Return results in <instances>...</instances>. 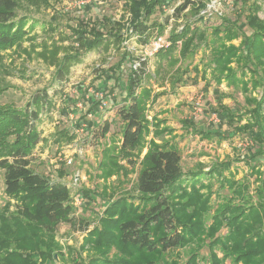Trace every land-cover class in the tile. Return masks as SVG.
Wrapping results in <instances>:
<instances>
[{"label": "rangeland", "instance_id": "rangeland-1", "mask_svg": "<svg viewBox=\"0 0 264 264\" xmlns=\"http://www.w3.org/2000/svg\"><path fill=\"white\" fill-rule=\"evenodd\" d=\"M16 1L18 8L15 10L14 19L25 16L29 18V22L25 25V37L12 48L0 51V89H4L0 94V106L24 107L33 96L46 92L49 105L39 110V122L36 124L39 142L29 155L30 168L51 181L66 185L70 192L71 213L74 217L73 225L61 223L52 233L54 245L49 251L45 250L51 256L45 259L42 256L35 257L33 261L36 264H96L104 261V258H125L113 247L104 252V249L96 248L87 240L89 234L99 227L108 204L127 198L135 203L141 200L134 182L146 150L143 149L139 155L136 153L132 157L134 165L126 164V158L119 151L123 126L117 117V109L124 104L126 98L125 82L131 63L136 61L137 64L136 58H146L148 73L152 74L155 68V54L143 57L145 46L137 42L132 30L136 20L143 19L144 6L148 4L155 9L145 19L148 43L158 34L167 35L171 30L177 33L186 28L192 30L185 37L186 41L177 43L173 55L176 61L164 67L161 79L156 83L148 76L143 79L156 92L165 91L147 109L148 120L155 115L162 122L161 127L167 129L162 138L156 137L155 140L160 143L162 139L179 150L182 169L186 172L200 169L207 173L223 169L220 176L215 173L205 176L203 181L200 193L207 197V203L206 210L201 211V225L192 227L191 230L178 226V231L183 232L187 241L178 248L159 253L156 258L150 257L149 262L215 264L217 261L218 264H242L235 263L236 255L225 254L224 242L230 228L226 219L231 215L229 208L232 206L245 207L244 215H247L248 207L257 205L258 198L254 192L257 176L251 167L259 166L261 171L262 166L256 159L249 165L245 163L246 160H240L245 155L252 154L253 143L242 133H234L232 128L221 131L222 118L224 111L236 115L244 112L241 114L244 119L240 123L244 125L249 119L250 108L255 105L247 106L246 98L251 97V101L256 103L261 99L264 88L256 87L251 90L249 72L238 82V88L227 85V78L217 79L222 65L220 53L230 46L239 49L240 53L246 50L243 36L235 32L231 36H225L220 23L225 18L237 21L238 25L243 26L244 16L247 14L255 15L263 23L264 0H246L245 5L241 0H206L204 8L191 5L180 13L179 19L166 17H171L175 8L182 5L184 0H165L162 6H155L156 0ZM77 18L100 22L105 28L102 35L106 39L104 45H108L106 50L98 46L91 50L78 48L70 36L74 33L71 27L76 25ZM32 22L35 26L30 31L29 25ZM201 22H206L201 30H193ZM216 29L221 30L215 33ZM89 30L90 28L88 33ZM161 30L162 33H159ZM244 30L249 31L246 26ZM114 34L119 35V42L114 40ZM226 38L228 40L224 41ZM188 39L191 42L186 43ZM221 43L224 44L223 47L219 46ZM43 44L49 50L40 55ZM33 45L34 51L31 50ZM53 46L60 49L51 60L49 51ZM74 50L82 52L78 61L72 62L66 78L52 81V73L61 64L62 57ZM124 53L129 54L132 60H125L120 71L116 74L111 71L109 74L112 76H108L106 73L109 68L115 67ZM235 58H231L230 62L233 63L230 67L237 70ZM237 63L240 65L241 62ZM184 69H187L194 82L190 79L185 86H176L170 92L167 83L169 76L175 78ZM119 75L118 81L111 79ZM185 77L184 75V79ZM160 81L165 82L163 88L158 87ZM241 84L246 85L249 90L247 93L242 91ZM181 87L188 89L180 90ZM252 119L254 121L253 117ZM105 125H108V132L102 136ZM198 129L208 134L200 131V135ZM63 130L66 131V136L62 135ZM64 137L73 139L69 141L63 139ZM150 138L151 133L147 139ZM111 155L113 159L117 157L115 160L123 169L104 174L106 170L102 168L103 163H110ZM3 177L4 171L0 168V219H9L16 216L17 207L21 203L5 193ZM225 178L234 182L243 181L248 189L242 192L241 197H236L233 189L226 183L220 189ZM172 199L181 201L176 196ZM217 221L220 224L217 225ZM259 230L264 233V228L259 227ZM251 233L252 231L248 232L246 236ZM40 234L36 241L46 242L47 236L43 232ZM230 242L232 246L233 242ZM230 242L227 244L230 245ZM27 253H33L34 256L35 251ZM52 255L56 257L55 260ZM131 258L135 259L133 256Z\"/></svg>", "mask_w": 264, "mask_h": 264}, {"label": "trees", "instance_id": "trees-1", "mask_svg": "<svg viewBox=\"0 0 264 264\" xmlns=\"http://www.w3.org/2000/svg\"><path fill=\"white\" fill-rule=\"evenodd\" d=\"M205 1L184 0L182 5L175 8L171 17L166 18L179 19L180 13L187 7L198 5L204 8ZM241 1L245 5L246 0ZM154 2L155 6H162L165 0ZM17 8L16 0H0V51L12 48L27 33L25 25L29 22V18L23 16L15 20L14 14ZM154 10L153 5L145 4L143 19L136 20L132 25L133 33L141 46L148 43L149 34L145 19L149 18ZM136 14L137 12L134 13L135 17ZM200 18H198L199 21ZM244 20L243 26L238 25L237 21H229L225 18L222 19V24L220 23L224 34L226 33L225 36H231L234 32L243 36L246 50L244 53H240L239 49L232 46L223 50L219 56L222 65L217 79L227 78V85L238 88V82L249 72L252 83L251 90L256 87L264 88V22L261 23L255 15L248 14L244 16ZM76 21V25L71 27L72 31L74 29L72 34L74 37L70 36L79 49L91 50L96 46L107 49L108 45H104L106 39L102 35L105 28L99 21L79 18ZM32 23L29 25L30 31L35 26V23ZM205 24L206 22H201L193 30L195 28L201 30ZM245 26L249 30L248 32L244 30ZM88 28H90V33L87 31ZM218 30L221 29H216L215 33ZM172 31L167 34L169 46L159 49L155 53V68L152 74L148 73L146 58L143 60L136 58L138 60L137 67L133 66L136 61L132 62L127 73L126 98L124 104L117 109V117L123 126L119 151L120 155L126 158V164L129 166L135 164L132 157L136 153L139 155L143 149L146 150L140 161L141 166L134 182L136 191L141 195V200L135 203L127 198L108 204L99 227L89 234L87 242H92L96 248L104 249V252L113 247L125 258L115 260L104 258V261H99L96 264H150V257L156 258L159 253L183 245L187 239L182 231H178V226L183 227L184 230L200 226L201 211L206 210L207 197L200 193L205 176L215 173L220 176L223 171L219 168V170H215L216 172L205 173L200 169L186 172L182 169L179 150L162 139L160 143L155 140L156 137L162 138L167 129L161 127L162 122L157 120L155 115L148 120L147 109L165 91L156 92L152 85L144 83L143 79L148 76V78L154 79L155 83L160 80L164 67L176 61L173 55L176 52L177 43L186 41L185 37L192 30L186 28L178 33ZM159 33H162V30ZM114 35H116L114 40L119 42V35ZM227 40L226 38L224 41ZM189 41L191 42L188 39L186 43ZM219 46L223 47L224 44L221 43ZM59 49L58 46L50 48L51 60L54 59V54H57ZM31 50H35L34 45L31 46ZM47 50H49L48 47L43 44L39 54H46ZM81 52L74 50V52L65 54L61 64L52 73V81L65 79L72 62L78 61ZM233 57L241 62L239 65L236 61L237 70L230 67ZM127 59L132 60L129 54L124 53L122 59L115 67L109 68L106 74L108 76L116 74ZM111 71L113 72L110 75ZM188 74L187 69H184L175 78L170 75L167 82L169 91L173 92L176 86H185L190 79L191 82H194ZM112 78L118 81L120 75ZM164 85L165 82L160 81L158 87L163 88ZM241 86L244 93L249 91L245 84H241ZM3 90L0 89V94ZM47 98L46 92H44L42 95L33 96L24 107L0 106V168L4 171V191L7 195L20 200L21 203L17 207L15 217L9 218L10 220L7 217L0 219V264H36L33 261L35 257L42 256L45 259L51 256V254L45 253V250L49 251L54 245L52 233L61 223L74 224L70 192L66 185L51 181L30 168L29 155L39 142V133L36 130V124L39 122V110L45 105H49ZM254 102L251 101V97H247L245 100L247 106L255 105L252 106L254 108H250L249 119L244 125H240L244 119L241 114L244 112L236 115L230 111H224L223 118L221 117L225 121L224 131L232 128L234 133H242L253 143L252 154L245 155L240 160H246L245 163L249 165L256 159L257 163L262 166L261 171H259V166L251 167L257 176L254 189L258 198L257 205L255 207L250 205L247 215H244L245 207L232 206L229 208L231 215L226 219V224L230 228L229 235L224 242L225 254L236 255L235 263L241 262L242 264H264V233L259 230V227L264 228V93L259 101ZM252 117L254 121H252ZM107 126L103 127L102 136L108 132ZM200 131L203 134H208L204 130H199L197 132L200 135H202ZM61 132L64 133L63 136H66L65 130ZM150 133L152 138L147 139ZM63 139L71 141L73 137L68 139L64 137ZM107 152L109 153V151ZM110 158V163H103L102 168L106 170L104 174L123 169L118 161L116 162L117 157L116 160L112 155ZM225 183L233 189L236 197H241L242 192H246L248 189L245 182L229 181L226 178L223 179L220 189L224 188ZM174 196L180 198L181 201H174L172 199ZM218 224L220 221H217ZM250 231H252L251 235L246 236ZM40 232L47 236L46 242L44 240L36 241L41 236ZM189 233L194 235L192 231ZM228 241H232L233 245L231 246V242L228 245ZM37 249L42 254L36 251ZM31 250L35 251L34 256L33 253H27ZM132 256L135 259L131 258ZM52 259L55 260L56 257L52 255ZM215 264L218 262L216 261Z\"/></svg>", "mask_w": 264, "mask_h": 264}, {"label": "built area", "instance_id": "built-area-1", "mask_svg": "<svg viewBox=\"0 0 264 264\" xmlns=\"http://www.w3.org/2000/svg\"><path fill=\"white\" fill-rule=\"evenodd\" d=\"M170 42L167 38V35H157L155 38L152 40V42L148 43L144 47V55L143 57H149L154 55L159 49H164L169 46ZM134 63V68L137 67V64Z\"/></svg>", "mask_w": 264, "mask_h": 264}, {"label": "crops", "instance_id": "crops-1", "mask_svg": "<svg viewBox=\"0 0 264 264\" xmlns=\"http://www.w3.org/2000/svg\"><path fill=\"white\" fill-rule=\"evenodd\" d=\"M188 87H181L180 90H187ZM156 91V90H155ZM124 103V102H123ZM148 116V115H147ZM224 126H225V121L222 120V129L221 131L224 129Z\"/></svg>", "mask_w": 264, "mask_h": 264}]
</instances>
